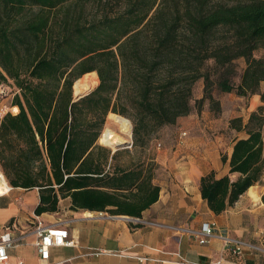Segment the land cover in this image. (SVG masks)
<instances>
[{
	"label": "trees",
	"instance_id": "16d2710c",
	"mask_svg": "<svg viewBox=\"0 0 264 264\" xmlns=\"http://www.w3.org/2000/svg\"><path fill=\"white\" fill-rule=\"evenodd\" d=\"M221 1L0 0V84L12 82L18 108L0 122V167L10 186L39 189L36 215L56 212L67 195L98 207L88 200L107 195L99 187L118 189L115 174L103 178L109 151L97 144L109 115L128 117L133 143L144 145L192 112L199 79L198 109L208 99L219 111L212 86L264 103V0ZM90 72L97 86L73 101V83ZM229 127L246 134L229 159L237 177L210 172L199 182L216 215L264 180V106Z\"/></svg>",
	"mask_w": 264,
	"mask_h": 264
},
{
	"label": "crops",
	"instance_id": "0c3cea01",
	"mask_svg": "<svg viewBox=\"0 0 264 264\" xmlns=\"http://www.w3.org/2000/svg\"><path fill=\"white\" fill-rule=\"evenodd\" d=\"M253 96L259 98V106H264L259 95ZM12 99L0 100V122L7 113H18L11 111L16 107ZM206 117L200 113L195 124L178 132L174 150L164 147L154 151L149 142L137 146L133 141L128 147L108 150L102 163L103 178L115 174L120 186L109 189L101 185L104 187L99 190L107 195L100 194L96 202L88 200L98 207H80L67 195L59 198L56 212L36 215L39 189L11 186L7 194L0 196V234L10 227L11 235L19 238L8 249L12 263L206 264L222 260L223 264H264V251L243 248L236 256L219 239L201 244L190 233L208 223L231 238L264 249V180L218 215L201 198L202 176L213 172L216 178L237 177L229 174V159L234 141L246 137L243 131L229 127V121L238 116L225 118L222 102L216 116H212L214 123ZM182 132L186 133L183 137ZM155 187L158 193L153 201ZM35 216L66 231L74 245L52 247L49 259L42 262L35 248ZM95 252L97 255L92 254Z\"/></svg>",
	"mask_w": 264,
	"mask_h": 264
},
{
	"label": "rangeland",
	"instance_id": "374dc122",
	"mask_svg": "<svg viewBox=\"0 0 264 264\" xmlns=\"http://www.w3.org/2000/svg\"><path fill=\"white\" fill-rule=\"evenodd\" d=\"M221 2L225 3V4H233L235 1L222 0ZM218 32H224V31L223 30H219ZM254 55L256 57H259V56L262 55V52L260 50L256 51ZM244 66H245V63H244L243 59H238V60L235 61V69H236V72H237V77L234 79L235 82L238 81V76L241 74ZM3 84L7 85L11 89V92H15V86L12 84L11 81H8V82L3 83ZM97 84H98V82H97ZM97 84L95 86H97ZM193 90H194V93H193L192 100H191V104L193 106L192 107V112L189 115L180 118L179 119V123H177L175 125H172V126H167V127L163 128V129L159 130L154 135H152V137L150 138L149 143H151L152 148H153L154 151L156 150V148L158 149V144H161V147H159L161 149H163L164 147H171L172 150H174V147H175V145L177 143L176 139H178V137H177L178 132L179 131H184L186 127L189 128L193 124H195L196 119L200 116V113H201L202 117L207 116L206 118L209 119V121L213 120L212 116H216V113L218 111H213L212 110L213 107H212V105H211V103H210V101L208 99H205L201 103L200 109H198V107H196V105H195V102L200 99L199 97L202 94V90H203V80L202 79H199L195 83V85L193 87ZM262 90H264V85H261V87H260V91H262ZM210 93H211L213 99L218 104L220 102H222L223 115L225 116V118L238 116L239 118L242 119L243 124H245L247 122L249 114L252 111L256 110L257 107L259 106V98L258 97H254L253 95L248 96V97H238L235 93L224 94V93L218 92L217 89L214 86H212L210 88ZM255 98H257L256 102L254 101ZM206 109H208L209 111L206 110ZM120 116H122V115H120ZM122 117L128 119L130 121V123H131L132 129H131V134L129 136V141H133V133H132L133 124H132V121L126 116H122ZM214 119L216 121V118H214ZM212 123H214V120L212 121ZM106 125H107V117H106V121H105V125L103 127V130L106 127ZM112 127H114V126H112ZM114 130L116 132H120L118 127H115ZM97 143L100 146H102L99 143V140L97 141ZM227 143H229L228 138H227ZM137 146H142V145L141 144H137ZM103 147H105V146H103ZM105 148L107 150H111L108 147H105ZM222 150H224V149H222ZM262 243H264V242H262Z\"/></svg>",
	"mask_w": 264,
	"mask_h": 264
},
{
	"label": "built area",
	"instance_id": "2783aa9c",
	"mask_svg": "<svg viewBox=\"0 0 264 264\" xmlns=\"http://www.w3.org/2000/svg\"><path fill=\"white\" fill-rule=\"evenodd\" d=\"M14 93L16 92H11V89L7 85L0 84V100L12 97ZM181 135L183 137L186 135V133L182 132ZM159 147H161V144H158V148ZM4 179L5 176L0 167V182H2ZM10 189L11 186L9 185V187L4 190L0 196L7 194ZM56 226V224H47L41 220L39 216H35L34 234L37 237L35 248L42 262H46L49 259L50 249L52 247L74 245V240L68 238L66 231L58 230L56 229ZM10 229V227H6L5 230L0 234V264H13L10 260L8 249L13 247L16 242L19 241V238H14L10 233ZM190 233L199 238V242L201 244L206 243L207 240L211 238L219 239L223 243L224 248L236 256L241 254V250L243 248L264 251V249H261L253 244L231 238L228 236L226 231H218L208 223L203 224L199 231H190ZM262 240H264V238H262ZM92 254L97 255V252ZM206 264H223V262L222 260H217L215 262H209ZM232 264L239 263L234 262Z\"/></svg>",
	"mask_w": 264,
	"mask_h": 264
},
{
	"label": "bare ground",
	"instance_id": "6f19581e",
	"mask_svg": "<svg viewBox=\"0 0 264 264\" xmlns=\"http://www.w3.org/2000/svg\"><path fill=\"white\" fill-rule=\"evenodd\" d=\"M98 82L96 72L84 74L81 78L74 82V90L76 93H85L94 88ZM12 112H17L18 108L11 109ZM118 127L120 132H116L114 127ZM131 123L128 119L118 116L109 115L107 125L99 137V143L110 149H118L129 142L131 133ZM9 187L6 180L0 182V194Z\"/></svg>",
	"mask_w": 264,
	"mask_h": 264
},
{
	"label": "water",
	"instance_id": "95a60500",
	"mask_svg": "<svg viewBox=\"0 0 264 264\" xmlns=\"http://www.w3.org/2000/svg\"><path fill=\"white\" fill-rule=\"evenodd\" d=\"M96 87V86H95ZM92 88L91 90H89L88 92H85V93H76L75 90H74V83H73V86H72V100L75 101V100H78L79 98L83 97V96H86L88 95L89 93H91L94 89ZM132 129V127H131ZM131 134V133H130ZM131 145V142H128L126 145H124L123 147L121 148H124V147H128ZM119 149V148H118ZM112 150V149H111Z\"/></svg>",
	"mask_w": 264,
	"mask_h": 264
}]
</instances>
